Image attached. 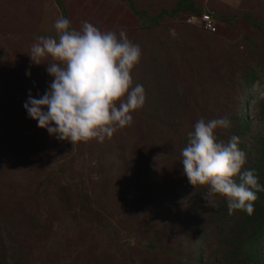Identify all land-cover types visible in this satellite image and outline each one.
<instances>
[{
  "label": "rangeland",
  "instance_id": "rangeland-1",
  "mask_svg": "<svg viewBox=\"0 0 264 264\" xmlns=\"http://www.w3.org/2000/svg\"><path fill=\"white\" fill-rule=\"evenodd\" d=\"M176 1L0 0V237L10 233L19 264H198L185 257L195 231L188 222L207 215L200 206L208 188L189 183L181 150L200 118L232 121L241 112L255 127L264 0H187L191 10L147 21ZM61 16L75 30L85 21L124 30L141 49L131 76L132 87H144V106L103 143L58 140L24 108L29 92L43 95L53 79L47 62L32 63L31 46L55 36ZM232 130L231 122L217 138L227 142ZM151 234L154 251L145 249Z\"/></svg>",
  "mask_w": 264,
  "mask_h": 264
},
{
  "label": "clouds",
  "instance_id": "clouds-1",
  "mask_svg": "<svg viewBox=\"0 0 264 264\" xmlns=\"http://www.w3.org/2000/svg\"><path fill=\"white\" fill-rule=\"evenodd\" d=\"M55 36H39L28 54L32 63L47 62L53 79L39 97L31 92L24 104L30 118L58 140L72 145L105 138L133 122L132 113L145 103L143 85L132 87L131 72L141 57V49L124 30L101 31L85 21L80 30L70 27L64 17L54 23ZM26 75H31L30 71ZM228 117L200 118L188 133L181 150L184 175L196 187L205 186L204 198L220 195L229 215L236 210L251 215L257 192L262 190L254 169H244L247 154L232 135L227 142L217 138V130L228 129Z\"/></svg>",
  "mask_w": 264,
  "mask_h": 264
},
{
  "label": "trees",
  "instance_id": "trees-1",
  "mask_svg": "<svg viewBox=\"0 0 264 264\" xmlns=\"http://www.w3.org/2000/svg\"><path fill=\"white\" fill-rule=\"evenodd\" d=\"M181 8L191 10L193 4L187 0H177L169 13L161 10L156 17L149 18L147 21L155 24L160 16L173 15ZM202 15L208 14L199 15V19ZM208 16L211 18L210 15ZM192 17L195 19L194 16ZM243 17L256 27L247 15H243ZM257 110L261 116H257L252 131L251 119L245 118L241 112H236L231 121L234 127L232 130L234 135L241 140L239 147L247 154V163L242 171L254 169L258 176V182L262 186V190L257 192V199L253 204L254 211L249 215L245 211L236 210L229 215L227 202L220 195H213L212 204L208 208L206 206L209 203L206 206L201 204L200 208L205 207L207 215L200 218L202 216L199 217L196 214L188 222L189 226L195 228L192 245H188L186 248L185 257L188 261H196L198 264H264V98L260 100ZM249 131L252 132L249 136L244 138L242 136L241 138L243 133ZM74 189L80 190L77 183H75ZM202 192L207 193L208 190H202ZM190 205L194 207L192 202ZM193 219L195 223L191 225ZM157 238L156 234L154 236L151 234L147 238L145 249L156 250ZM5 239L11 240L10 233H7L5 238L0 237V264H19V252L14 251L16 247H11ZM11 242L13 244L12 240ZM17 249H19L18 246ZM162 249L160 251L169 256L176 254L175 250Z\"/></svg>",
  "mask_w": 264,
  "mask_h": 264
},
{
  "label": "built area",
  "instance_id": "built-area-1",
  "mask_svg": "<svg viewBox=\"0 0 264 264\" xmlns=\"http://www.w3.org/2000/svg\"><path fill=\"white\" fill-rule=\"evenodd\" d=\"M200 23H201V26L205 30H210V31H213L214 30L212 20H211V18H209L208 15H202L200 17Z\"/></svg>",
  "mask_w": 264,
  "mask_h": 264
}]
</instances>
